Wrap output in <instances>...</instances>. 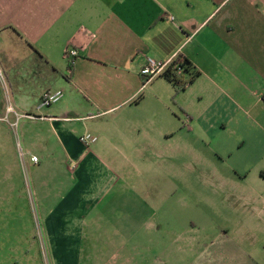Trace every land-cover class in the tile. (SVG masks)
I'll use <instances>...</instances> for the list:
<instances>
[{"label": "crops", "instance_id": "obj_1", "mask_svg": "<svg viewBox=\"0 0 264 264\" xmlns=\"http://www.w3.org/2000/svg\"><path fill=\"white\" fill-rule=\"evenodd\" d=\"M70 46L79 51L71 70L64 58ZM148 57H181L199 72L180 90L186 134L207 145L218 163L213 175L233 193L232 207L244 211L226 233L217 232L215 247L205 245L208 236L189 237L191 249L175 255L181 264H260L254 249L264 252V0H0V123L12 142L24 141L36 173L64 177L44 196L57 210L47 225L53 234L54 214L117 190L110 159L117 137H128L120 128L140 126L137 117L155 93L166 102L160 87L146 92L148 86H173L164 77L144 85ZM59 90L61 102L40 108ZM91 121L100 138L91 133L98 141L86 147L79 138Z\"/></svg>", "mask_w": 264, "mask_h": 264}, {"label": "rangeland", "instance_id": "obj_2", "mask_svg": "<svg viewBox=\"0 0 264 264\" xmlns=\"http://www.w3.org/2000/svg\"><path fill=\"white\" fill-rule=\"evenodd\" d=\"M151 87H160L166 102L155 93L137 117L140 126L120 128L129 138L117 137L118 152L110 159L119 178L112 199L54 214L59 229L54 226L53 234L45 218L56 201L44 196L64 177L50 169L36 173L27 158L24 167V141L16 136L18 144L12 142L0 123V264H181L175 254L191 249L187 238L208 236L205 245L215 247L217 232L242 219L244 211L232 207L233 193L213 175L218 163L207 145L186 134L180 90L163 80L146 92ZM91 123L88 132L99 136V124ZM256 249V262L264 264L263 249Z\"/></svg>", "mask_w": 264, "mask_h": 264}, {"label": "built area", "instance_id": "obj_3", "mask_svg": "<svg viewBox=\"0 0 264 264\" xmlns=\"http://www.w3.org/2000/svg\"><path fill=\"white\" fill-rule=\"evenodd\" d=\"M79 57V51L78 49L74 47H67L64 51V58L68 62L70 67H73L76 64L77 58ZM176 60V59H175ZM170 61V62H163L159 61L153 57H148L146 60V63L143 65L141 69V75L146 79L144 82V85L149 84L152 82L154 79L161 77L165 74L166 70L168 67L175 61ZM179 73L183 72L182 68H179L178 70ZM0 77L2 78L3 75L0 71ZM64 98V92L62 90L47 94L46 96L43 97L40 103V108H47L51 107L53 105L58 104L61 102V100ZM30 119H35L36 117L33 115H28ZM16 125V124H15ZM80 142L84 144L86 147H90L91 145L97 143L98 137L91 134V133H85L80 136L79 138ZM21 158H22V163L23 166L25 167L26 164L25 162V154L21 152ZM31 161L34 163L39 162V157L36 155L31 156Z\"/></svg>", "mask_w": 264, "mask_h": 264}, {"label": "trees", "instance_id": "obj_4", "mask_svg": "<svg viewBox=\"0 0 264 264\" xmlns=\"http://www.w3.org/2000/svg\"><path fill=\"white\" fill-rule=\"evenodd\" d=\"M179 68L183 69L182 73L178 72ZM198 76L199 72L193 68L191 62L179 57L168 67L165 74L161 77L167 79L177 90H184L192 84Z\"/></svg>", "mask_w": 264, "mask_h": 264}]
</instances>
